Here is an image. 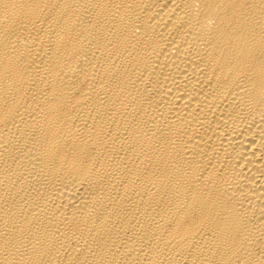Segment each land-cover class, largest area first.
<instances>
[{"label":"bare ground","instance_id":"6f19581e","mask_svg":"<svg viewBox=\"0 0 264 264\" xmlns=\"http://www.w3.org/2000/svg\"><path fill=\"white\" fill-rule=\"evenodd\" d=\"M0 264H264V0H0Z\"/></svg>","mask_w":264,"mask_h":264}]
</instances>
